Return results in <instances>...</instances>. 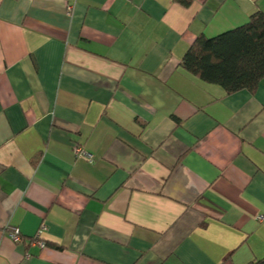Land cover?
Returning <instances> with one entry per match:
<instances>
[{
	"label": "crops",
	"instance_id": "0c3cea01",
	"mask_svg": "<svg viewBox=\"0 0 264 264\" xmlns=\"http://www.w3.org/2000/svg\"><path fill=\"white\" fill-rule=\"evenodd\" d=\"M258 11L0 0V264L264 258V80L227 95L180 66Z\"/></svg>",
	"mask_w": 264,
	"mask_h": 264
},
{
	"label": "trees",
	"instance_id": "16d2710c",
	"mask_svg": "<svg viewBox=\"0 0 264 264\" xmlns=\"http://www.w3.org/2000/svg\"><path fill=\"white\" fill-rule=\"evenodd\" d=\"M173 1L185 7L192 2ZM180 66L227 95L242 90L256 91L264 80V12H255L245 24L215 37L200 34L183 56ZM248 264H264V258Z\"/></svg>",
	"mask_w": 264,
	"mask_h": 264
},
{
	"label": "built area",
	"instance_id": "2783aa9c",
	"mask_svg": "<svg viewBox=\"0 0 264 264\" xmlns=\"http://www.w3.org/2000/svg\"><path fill=\"white\" fill-rule=\"evenodd\" d=\"M74 151H75V153L77 155L83 156L85 154V152L82 151L79 148H76ZM259 220L261 221L262 220V217H259ZM45 231H46L45 226L44 225H41L40 228L38 229V231L36 232V235L32 239V244L33 245L38 246L40 248H42V247L45 246L44 242L42 241V235H43V233ZM10 235H11L12 240H14V241H18L19 240V236H18V233L16 231H13Z\"/></svg>",
	"mask_w": 264,
	"mask_h": 264
}]
</instances>
